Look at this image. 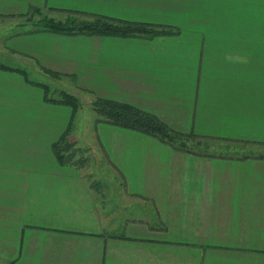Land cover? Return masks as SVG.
Instances as JSON below:
<instances>
[{
    "label": "crops",
    "instance_id": "0c3cea01",
    "mask_svg": "<svg viewBox=\"0 0 264 264\" xmlns=\"http://www.w3.org/2000/svg\"><path fill=\"white\" fill-rule=\"evenodd\" d=\"M32 8L172 33H56ZM0 63L197 137L97 121L79 138V107L0 68V264H264V0H0ZM68 127L83 167L52 150Z\"/></svg>",
    "mask_w": 264,
    "mask_h": 264
},
{
    "label": "trees",
    "instance_id": "16d2710c",
    "mask_svg": "<svg viewBox=\"0 0 264 264\" xmlns=\"http://www.w3.org/2000/svg\"><path fill=\"white\" fill-rule=\"evenodd\" d=\"M31 14H40L36 8L29 11ZM38 25L47 31L64 34H89L110 36H147L153 38L158 35L171 34V29L165 26L153 25L145 22L127 21L91 13H71L64 20H57L47 15H42ZM0 68L21 74L24 79L35 85L41 86L45 91V100L58 104L68 105L72 109V115L79 107L77 96L64 93V97L54 99L49 97L50 87L44 83H37L29 79L24 67H9L0 63ZM92 109L99 116L97 121L130 129L155 137L160 142L166 143L175 149L190 151L189 142L197 137L193 134L183 133L170 128L155 114L138 108L130 103L96 97L92 101ZM70 127H68L53 143L52 150L56 159L61 164H71L83 167L88 161L87 149H82L68 139Z\"/></svg>",
    "mask_w": 264,
    "mask_h": 264
},
{
    "label": "rangeland",
    "instance_id": "374dc122",
    "mask_svg": "<svg viewBox=\"0 0 264 264\" xmlns=\"http://www.w3.org/2000/svg\"><path fill=\"white\" fill-rule=\"evenodd\" d=\"M35 16V15H34ZM38 16V15H36ZM56 18H60L61 15H54ZM171 36V35H170ZM171 37H169L168 43H171L173 40H170ZM29 77L31 79H36V80H40L42 82H45V84H47L50 87V92H49V97L51 98H63L64 97V93L68 92L71 93L75 96H77L78 100H79V109L78 112L76 114V119L74 121V132L79 136V138L81 136L84 137V134H86V130L90 129L91 127L97 125V118H99L98 114L96 113V111L94 109H92V102L90 101V99H88L86 97V94L83 92H78L76 91V93L68 90L69 88H71L70 85V81H61L60 83H55L52 80H50L48 77H43L41 75H37L35 73H31L29 74ZM94 98V97H92ZM93 101V100H92ZM98 126V125H97ZM80 144L84 145L85 143L79 139ZM190 148L194 147L193 142H189ZM93 161V160H92ZM91 161V163H92ZM93 165V164H92Z\"/></svg>",
    "mask_w": 264,
    "mask_h": 264
}]
</instances>
